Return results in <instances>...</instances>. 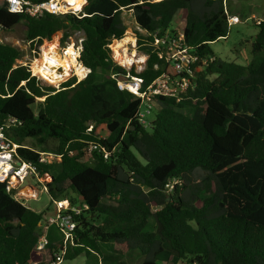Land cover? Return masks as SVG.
<instances>
[{
    "label": "trees",
    "instance_id": "16d2710c",
    "mask_svg": "<svg viewBox=\"0 0 264 264\" xmlns=\"http://www.w3.org/2000/svg\"><path fill=\"white\" fill-rule=\"evenodd\" d=\"M228 2L86 0L78 14L33 17L0 0V29L23 25L30 49L53 40L64 46L82 33L76 71L83 70L76 74H83L57 87L31 73L23 48L0 41V126L23 145L15 157L50 175L51 201L86 205L73 214L64 259L84 253L99 264H264V19L255 23L247 63L220 58L210 44L228 34ZM123 9L133 16L137 48L148 54L140 72L112 58L110 45L126 36ZM181 12L185 41L205 64L192 71L179 101L155 97L144 127L136 118L139 98L116 79L129 73L147 85L165 70L151 34L171 28ZM90 146V160L81 161ZM32 148L62 157L39 163ZM6 185L0 179V264L54 260L61 233L50 226L37 249L44 211L15 200Z\"/></svg>",
    "mask_w": 264,
    "mask_h": 264
},
{
    "label": "built area",
    "instance_id": "2783aa9c",
    "mask_svg": "<svg viewBox=\"0 0 264 264\" xmlns=\"http://www.w3.org/2000/svg\"><path fill=\"white\" fill-rule=\"evenodd\" d=\"M6 3V7L10 12H25L33 17H39L45 12L58 14L70 11L76 14L81 13L80 9H69L68 11L60 9L53 0H42L37 2H31L29 0H6ZM227 21L228 25L231 26L238 22V17L229 16ZM255 21V23L258 24L261 20L255 19ZM151 35L152 52L156 54L158 59L164 61L166 66L165 70L147 85H143L144 81L141 77L136 75L130 76L129 73H127L123 79H116V85L119 89H126L139 98L136 118L140 125L144 127H147L150 123L155 97L167 96L179 101L191 86V78L193 77L192 71L199 70L205 64V61L201 60L199 55L193 51L192 47L186 43L184 25L171 27L162 33L156 30ZM0 41L2 40L0 39ZM80 50L81 46L76 49V58L79 57ZM146 55L148 57V54ZM28 66L30 68V65ZM154 67L157 68L158 65L154 64ZM87 71L89 72L90 69L87 68ZM71 72L73 73V71ZM114 75L115 74H112L111 76L114 77ZM35 76L40 79L39 76ZM7 126L8 125L0 126V179L7 181L6 189L12 192V196L15 200L20 201L23 205H27L26 203L28 200L37 199V195L35 194L32 197L21 194L23 189L32 191V189H29L28 184L25 185L27 178H36L41 184V191L47 193V184L51 181V177L47 172L40 173L35 164L31 161H23L15 157L17 148L23 147V145H19L9 139L4 129ZM91 128L92 125L88 127V130ZM91 147L92 146H90L88 150H90ZM33 150L38 154L39 163H49L54 160H60L62 157L61 153L37 149ZM70 154H73V152L70 151ZM104 156L107 157V152L105 151ZM35 193L37 194V191ZM52 202L54 204V211L50 216L43 215L44 222L43 224L40 223V233L38 235L36 248L42 249L43 245L46 243V235L50 226H55L61 233L63 245L58 252L54 253V260L48 263L31 261L30 264H61L65 256V246L72 243L74 236L73 232L76 228L73 214H78L82 208H86V205H71L66 199L54 200ZM177 264L186 263L178 262Z\"/></svg>",
    "mask_w": 264,
    "mask_h": 264
},
{
    "label": "rangeland",
    "instance_id": "374dc122",
    "mask_svg": "<svg viewBox=\"0 0 264 264\" xmlns=\"http://www.w3.org/2000/svg\"><path fill=\"white\" fill-rule=\"evenodd\" d=\"M228 6L229 9H231L229 10L230 17L235 16L234 14L238 15L239 17L238 22L232 24L229 27L228 34L225 38H219L213 41L210 44V47L213 50V52L220 58L227 60H234L238 63L245 64L251 58V53H250L251 38L254 36V34L257 32L258 29L257 26L255 25L256 22L255 19H260V20L264 19V0H229ZM236 11H239L240 14L236 13ZM122 16L124 22L127 24V29L125 31V34L127 36H131L134 40V44L132 43V41H129V43L126 44L128 51L134 50L138 55L140 54L144 55L145 60L140 66L134 63L129 67H126L118 63L116 60H114L113 55L112 58L116 63L124 67L126 71H129L131 68H133L135 72H140L145 66L147 55L141 52L137 48L136 37L133 34L134 27L136 25L133 16L131 14V11L127 9H123ZM172 23H173L172 27L178 25H184L185 24L184 13L181 12L179 15L174 17ZM24 29H25L24 26L19 24L16 25L12 30H0V39L2 41L10 42L22 47L25 50V55L22 61L30 65L31 71L33 69V72L35 71L36 73H37L36 68L39 64V60L41 59L43 50L45 48H52L53 51L55 52V55L57 56L58 62L59 60L61 61L60 63L64 62V66L66 67L70 62L68 58L66 61V57H65L66 56L65 52L68 45H72L75 50L81 46L80 41L82 38V33L79 31H75L71 34L68 40L65 41L64 46H62L61 43H59L57 40L44 41L41 45L38 46L37 50H33L29 48L28 44H25L26 42L23 39ZM111 46L112 45H110V48ZM76 68L77 67H75V70L73 69V73L72 72L69 73L68 78L74 76L76 77L77 80L80 79L79 77L82 76L83 73L81 74H76V73L82 71L83 69L76 71ZM86 74H84V76ZM37 76H39L38 73ZM40 80L44 84L51 85L53 87H57L59 85V83L57 85L50 84L42 78H40ZM55 143H56L55 141L50 140L48 141V146L53 147ZM80 160L85 162L89 161L90 150H86V152L80 157ZM27 184L29 186V189H32L33 194L37 195V199L35 200L30 199L27 201L26 204L30 206L32 209L36 211H44L45 215L50 216L54 211V204L51 201L48 193L41 191L42 189L41 184L36 180V178L28 177L25 182V185ZM36 191L37 194L35 193ZM50 239L53 241H58L60 239V235L56 230V228L54 227H51L50 229ZM102 248L105 252H109L108 247H102ZM99 262H100L99 257L96 256L95 254L86 255L83 253L72 259H64L61 264H99Z\"/></svg>",
    "mask_w": 264,
    "mask_h": 264
},
{
    "label": "bare ground",
    "instance_id": "6f19581e",
    "mask_svg": "<svg viewBox=\"0 0 264 264\" xmlns=\"http://www.w3.org/2000/svg\"><path fill=\"white\" fill-rule=\"evenodd\" d=\"M53 1L56 3V5L59 6L60 9H64L68 11L69 9L81 10V7L86 0H53ZM129 41H132V43L134 44L133 38L131 36L126 35L120 39H117L113 44H111L113 58L118 63L126 67H129L134 63L140 66L144 62L145 56L142 54L138 55L134 50L128 51L126 44L129 43ZM76 52L77 51L73 48L72 45H68V47L66 48L65 57H66V61L68 58L70 62L68 63V66L65 67L64 62L60 63L61 62L60 60L58 62L57 56L55 55V52L53 51L52 48H45L43 50L42 57L39 60V64L36 68L40 78L54 85H57L61 81L68 79L69 73L73 71V69L75 70V67H77V64L79 62L76 58ZM37 73L35 71L33 72V74L36 75ZM21 194L29 197L34 196L32 191L26 189H23L21 191Z\"/></svg>",
    "mask_w": 264,
    "mask_h": 264
}]
</instances>
